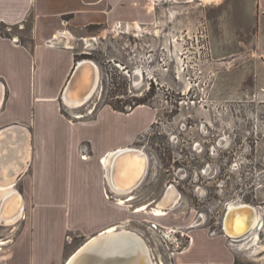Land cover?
Instances as JSON below:
<instances>
[{"label":"rangeland","instance_id":"obj_1","mask_svg":"<svg viewBox=\"0 0 264 264\" xmlns=\"http://www.w3.org/2000/svg\"><path fill=\"white\" fill-rule=\"evenodd\" d=\"M254 2L153 1L144 23L91 28L92 45L79 44L78 60L96 61L101 80L78 118L139 103L154 115L134 144L150 156L149 175L128 203L132 221L116 227L141 237L154 264H177L194 221L222 229L227 203L264 206V15L252 16ZM169 192L176 199L162 208ZM148 204L166 215L133 213ZM263 244L264 228L252 244L260 252L241 251L246 264H264Z\"/></svg>","mask_w":264,"mask_h":264},{"label":"crops","instance_id":"obj_2","mask_svg":"<svg viewBox=\"0 0 264 264\" xmlns=\"http://www.w3.org/2000/svg\"><path fill=\"white\" fill-rule=\"evenodd\" d=\"M153 1L182 0H0V185L24 198L23 217L0 225V264H66L78 240L132 221L134 199L119 203L127 195L110 189L104 158L134 147L154 115L103 106L78 118L62 95L89 29L144 23ZM263 8L255 0L252 16ZM228 236L195 230L176 263L246 264Z\"/></svg>","mask_w":264,"mask_h":264},{"label":"bare ground","instance_id":"obj_3","mask_svg":"<svg viewBox=\"0 0 264 264\" xmlns=\"http://www.w3.org/2000/svg\"><path fill=\"white\" fill-rule=\"evenodd\" d=\"M86 71H89V73H92L91 69H87ZM80 90L78 88H75L72 92V95L79 100L81 94H80ZM88 99V98H86ZM86 99L82 100V101H75V103H72L71 105L74 107H81L82 105H84V103L87 101ZM144 106H139V109H143ZM94 113L93 109L89 114ZM84 115L79 116V118H84ZM122 149H119V151ZM116 151H113L111 153H109L108 156H106L104 158V164L108 165V163L110 162V160L112 158H114ZM118 156H120L121 158H123L125 165L124 168L126 169L125 173H122V179L124 181V185H128L129 188H131L129 191H125V192H116L115 194L118 196H126L127 195V199L125 200L120 198L119 203L121 205H124L126 203V201L128 200H133L135 199L134 197V192H135V188L134 186H136V184H138L142 177V167H140L135 161H139L140 156L135 153V152H121L117 154ZM132 160H135L133 162H131ZM135 162V163H134ZM6 180V179H5ZM4 181V180H3ZM9 182V181H8ZM4 182H2V184L0 185V197H2L4 199V201L7 203V205L4 207L3 209V216H2V210L0 213V225H12L14 223H16L18 220H20L23 217V212H24V198L23 196H21L22 198V203L21 205L18 204V199H19V192L16 191L15 189H13L11 187L10 182L8 184L10 185H5L3 184ZM136 183V184H135ZM7 184V183H6ZM13 191H16L15 194H12ZM166 199H164V202L161 203V207H165V206H169L173 201H175L176 199V194L174 192H169L167 193V195L165 196ZM175 205V204H174ZM249 204H231L228 211L234 209V208H240V207H244L247 206ZM16 206H20L18 212L16 213V215H12L10 212L16 207ZM150 204L143 206L142 208L140 207L139 209H137V211L135 213H145L148 215H151L155 218H160L166 215V213L163 211V209L160 208H155L154 210H152V212H149V208H150ZM171 206V205H170ZM255 208V206L253 205H249ZM22 207H23V212H22ZM257 211L255 220H254V226H253V230H252V235L254 238L251 242H249V244L244 245L245 247H249L252 244H255L258 242L259 238L261 237V232L262 229L264 228V208L263 209H257L255 208ZM22 212V213H21ZM227 214V213H226ZM11 219H8L10 218ZM228 217L224 218V224L223 226L225 227L223 229L224 233L226 235H228V232L230 230V235L233 238L235 237V229L233 226L229 227L228 230ZM238 223L240 225H242V221H238ZM117 231H121V230H116V227H112L110 229H108V233H112L110 235V237H108L105 241H100L97 236L93 238L92 242L93 246L91 248H88V250H91V256L89 257L87 255L86 258H81L79 256H77L75 258V260H73L72 262H70V258L73 256H71L69 258V260L66 262V264H132L133 262H135V258L137 255V252L140 250V252L144 253L145 252L143 249L146 248V250L148 251L147 254H150V250L147 247V244L144 242V240L139 237L137 234L130 232L128 230H122V235L124 238H119L117 239V237H120L118 235H116L115 233ZM229 237V236H228ZM238 242V241H237ZM5 243L0 241V246L3 245ZM83 247H81L80 249H82ZM80 249H78L77 251H79ZM85 249V248H83ZM82 249V251H83ZM261 251H264V244L262 246ZM88 250H84V251H88ZM76 251V253H77ZM151 256V254H150ZM85 259V260H83ZM152 260V259H151ZM145 264H147V261H144ZM152 264L153 261H152ZM161 264H163V261H161Z\"/></svg>","mask_w":264,"mask_h":264},{"label":"water","instance_id":"obj_4","mask_svg":"<svg viewBox=\"0 0 264 264\" xmlns=\"http://www.w3.org/2000/svg\"><path fill=\"white\" fill-rule=\"evenodd\" d=\"M91 69L92 73H89V71H86L87 69ZM101 80V72H100V67L97 64L96 61L92 60V59H82V60H78L76 63V66L74 68V71L64 89L63 95H62V101H63V106L64 109L66 111H81L80 109L82 107H84L92 98L93 96L96 94L97 89L99 87V83ZM75 88H78L80 90V98L79 100L76 99L73 95L72 92ZM88 98V99H86ZM86 99L87 101L84 103V105H82L81 107H74L71 104L75 103V101H82ZM135 152L137 153L140 158L139 161H135L132 160L131 162L135 161L140 167H142L141 169H143L141 172L143 174V177L141 179V181L136 184V186H134V188L136 189V191L145 183L149 172H150V168H151V159L149 154L143 149V148H137V147H129V148H125L122 150H118L116 151L114 158H112L110 160V162L108 163V165H105L106 168V175H107V182L109 184L110 189L116 193V192H125V191H129L131 188H129L128 185H124V181L122 179V173L126 171V169L124 168L125 162L123 160V158H121L120 156H118V153L121 152ZM134 162V163H135ZM135 191V192H136ZM16 191H13L12 194H15ZM21 193L19 192V199H18V204L21 205L22 203V198H21ZM7 205V203L4 201V199L2 197H0V213L2 210V216H3V209L4 207ZM20 206H16L10 213L12 215H16V213L18 212ZM255 208H259L262 209L261 207H255ZM254 207L252 206H244V207H240V208H234L230 211H226L225 215L226 217H228L229 221H228V230L230 226H233L235 229V237L233 238L230 235V230L228 232V235L230 237L229 241H228V245L231 247V249L235 252V254L237 255H242L243 253H241V251L245 250H251V254H253L254 252H260L259 250V245H251L249 246L248 249H243L242 248V244L244 243V245L249 244V242H251L253 240V236L252 235V230H253V226H254V220L257 214V211ZM22 212H23V207H22ZM21 212V213H22ZM225 218V217H224ZM8 219H11L8 218ZM242 221V225H240L238 223V221ZM224 224V222H223ZM225 227L223 226V229ZM118 229V227H117ZM112 233H108L105 232L103 234H100L97 236V238L100 241H105L108 237L112 236L110 235ZM116 235L120 236L117 237V239L119 238H124L122 235V231H117L115 233ZM111 238V237H110ZM93 240L90 239L86 244H84L83 248H85L86 250H88V248H91L93 246V243H91ZM238 241V242H236ZM243 242V243H241ZM262 244V243H261ZM82 248V249H83ZM239 248V249H236ZM80 249L79 251H77V253L73 254V256L70 258V262H72L73 260H75V258L77 256L83 258H86L87 255L90 257L91 256V250L89 249L88 251H84L85 249ZM145 252L144 253L140 252V250L137 252L136 258H135V262H133L132 264H145L144 261H147V264H152V260L154 261V258L151 260V256L150 254H147L148 251L145 249H143ZM239 250V251H238ZM85 260V259H83Z\"/></svg>","mask_w":264,"mask_h":264},{"label":"flooded vegetation","instance_id":"obj_5","mask_svg":"<svg viewBox=\"0 0 264 264\" xmlns=\"http://www.w3.org/2000/svg\"><path fill=\"white\" fill-rule=\"evenodd\" d=\"M137 199V197L135 196V199L133 200V201H135ZM231 204H241V203H235V202H229V203H227V205H226V207H227V209H228V207H230V205ZM247 204H250V203H247ZM250 205H253V204H250ZM253 206H255V205H253ZM257 207V206H256ZM261 208H264V206H262ZM225 217V216H224ZM199 220V219H198ZM198 220H196V221H194V223L193 224H191L190 225V227H189V236H190V243H191V241H192V239H193V235H194V233H195V230H197V229H200L199 227L202 225V224H200V225H196V222L198 221ZM222 229H214V230H212V231H210V232H208V231H206V229H202V231H205L207 234H208V236H210V237H213V238H215V237H227V235L224 233V231H223V224H222V227H221ZM189 243V244H190Z\"/></svg>","mask_w":264,"mask_h":264},{"label":"trees","instance_id":"obj_6","mask_svg":"<svg viewBox=\"0 0 264 264\" xmlns=\"http://www.w3.org/2000/svg\"><path fill=\"white\" fill-rule=\"evenodd\" d=\"M140 105H142V103H139V105H137V106H140ZM111 107L114 109V110H116V111H119V112H122V113H129L128 111H126L127 109L126 108H124V107H116V106H114V105H111ZM132 109H134V108H132Z\"/></svg>","mask_w":264,"mask_h":264},{"label":"built area","instance_id":"obj_7","mask_svg":"<svg viewBox=\"0 0 264 264\" xmlns=\"http://www.w3.org/2000/svg\"><path fill=\"white\" fill-rule=\"evenodd\" d=\"M119 26H120V27H122V25H121V24H119ZM129 110H132V108H130Z\"/></svg>","mask_w":264,"mask_h":264}]
</instances>
